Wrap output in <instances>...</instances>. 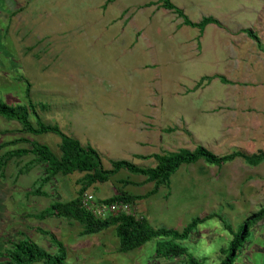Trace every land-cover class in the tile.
Returning a JSON list of instances; mask_svg holds the SVG:
<instances>
[{"label":"rangeland","instance_id":"obj_1","mask_svg":"<svg viewBox=\"0 0 264 264\" xmlns=\"http://www.w3.org/2000/svg\"><path fill=\"white\" fill-rule=\"evenodd\" d=\"M159 1L0 0V100L25 103L23 77L41 121L94 148L105 169L121 160L153 168L154 159L137 156L198 147L216 156L264 152V0H168L194 24L204 17L219 22L202 32ZM242 29L251 30L259 45ZM19 129L0 117V145L23 137L58 152L56 135ZM15 148L28 145L4 148L0 156ZM19 168L11 161L0 177V250L5 240L22 235L55 253L43 234L49 231L65 246L64 264H182L181 258L156 256L161 239L120 253L113 227L81 236L78 224L31 217L53 201L75 197L81 175L61 176L44 187V195L29 196L42 169L19 176ZM143 180L121 171L95 183L87 190L91 211L99 217L100 199L120 192L146 194L153 184L136 186ZM261 208L264 161L252 167L236 159L216 167L199 160L181 165L169 187L136 202L130 214L151 228L181 231L192 219L216 213L235 232ZM231 238L212 218L172 244L202 264H219V250ZM234 264H264V221Z\"/></svg>","mask_w":264,"mask_h":264},{"label":"trees","instance_id":"obj_2","mask_svg":"<svg viewBox=\"0 0 264 264\" xmlns=\"http://www.w3.org/2000/svg\"><path fill=\"white\" fill-rule=\"evenodd\" d=\"M160 7L175 13L183 19V24L190 27H197L202 32L207 25L219 26V22L212 17H204L198 24L190 22L181 10L176 8L168 0L159 1ZM241 33L248 35L259 45V39L252 34L251 30L242 29ZM26 83L24 90L25 103L10 106L0 100V117L15 121L19 124L17 130L21 134L36 136L44 133H52L59 138L58 152L53 151L45 144L27 141L23 137L14 138L0 145V150L16 146L19 143H26L28 148H15L4 151L0 156V177L4 175L5 167L13 161L14 165L20 168L17 174L23 175L31 168L40 167L42 174L32 184L27 195L42 196V190L47 184L59 177L79 174L76 180V195L68 201H53L49 206L32 215L31 217L44 220L47 218L63 220L69 225L78 224L81 227L79 235H93L103 230L113 227L119 240L118 252L129 253L140 248L145 243L161 239L157 245L156 256L168 258H181L182 264H202L187 249L175 241H183L190 238L196 232L197 227L212 218H218L232 238L226 248H220L219 254L222 255L219 264H234L241 249L249 242L253 236L256 226L264 221V208L251 214L238 226L237 231L220 215L216 213L208 214L202 218L196 217L181 231L166 228H151L144 217L137 218L136 215L118 213L116 215H106L96 217L95 214L82 205L84 198L89 196L87 190L95 183H107L121 171L130 175L141 176L144 180L136 186L153 184L152 189L144 195H133L120 192L106 199H100V207H108L117 202H123L130 207L136 202L154 195L161 186L169 187L171 176L181 165L195 164L199 160L207 164L221 167L222 165L240 159L245 164L256 167L264 161V152L246 155L242 152H233L224 156H216L203 147H198L193 152L179 150L177 152L164 153L161 155L137 156L139 159H154L157 165L153 168H144L128 161H111L110 168L102 167L100 154L91 146H83L77 139H73L62 133L56 125L45 124L37 114V105L32 101L30 95V85L23 78H19ZM34 118V122L31 121ZM30 157L29 160H24ZM30 216V215H29ZM44 235L49 236L51 245L55 253H49L39 247L32 240L24 236L16 239L4 241L5 247L0 250V264H64L66 260V249L64 244L49 231H44Z\"/></svg>","mask_w":264,"mask_h":264},{"label":"built area","instance_id":"obj_3","mask_svg":"<svg viewBox=\"0 0 264 264\" xmlns=\"http://www.w3.org/2000/svg\"><path fill=\"white\" fill-rule=\"evenodd\" d=\"M91 198L92 196L89 195L86 198H84L82 201V205L90 211H91V206H90ZM97 211L98 214L100 215L99 217H104L107 214L108 215H116L118 213L130 214L131 207L123 202H117L109 205L108 207H104V208L100 207L99 209H97Z\"/></svg>","mask_w":264,"mask_h":264}]
</instances>
